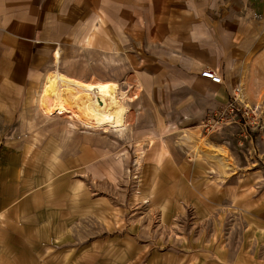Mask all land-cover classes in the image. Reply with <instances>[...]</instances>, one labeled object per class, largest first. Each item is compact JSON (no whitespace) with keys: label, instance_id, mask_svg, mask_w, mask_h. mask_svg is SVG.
<instances>
[{"label":"rangeland","instance_id":"obj_1","mask_svg":"<svg viewBox=\"0 0 264 264\" xmlns=\"http://www.w3.org/2000/svg\"><path fill=\"white\" fill-rule=\"evenodd\" d=\"M82 8L74 32L0 33V217L25 231L0 223V264H264V18L239 19L222 94L171 113L143 94L138 36ZM52 72L117 84L121 123L43 113Z\"/></svg>","mask_w":264,"mask_h":264},{"label":"crops","instance_id":"obj_2","mask_svg":"<svg viewBox=\"0 0 264 264\" xmlns=\"http://www.w3.org/2000/svg\"><path fill=\"white\" fill-rule=\"evenodd\" d=\"M80 7L82 13L102 12L106 21L118 19L120 27L138 36L149 52L144 62L153 71L142 78L143 94L161 99L155 107L171 106V113L176 112L179 99L183 105L178 111L190 110L193 86L201 88L204 97L222 94L219 85L198 75L200 70L210 69L223 80L233 63L232 50L239 47L235 35L250 32L239 19L264 18V0H0V17L5 20L1 39L11 35L32 42L42 33L39 27L45 17L57 20L53 23L57 34L74 32L67 19L76 27L75 20L83 16ZM94 39L89 36V43ZM6 216L1 215L0 223L11 232L2 233L1 240L8 243L14 229L25 231L22 223L17 228L14 218Z\"/></svg>","mask_w":264,"mask_h":264},{"label":"bare ground","instance_id":"obj_3","mask_svg":"<svg viewBox=\"0 0 264 264\" xmlns=\"http://www.w3.org/2000/svg\"><path fill=\"white\" fill-rule=\"evenodd\" d=\"M59 55L55 54L54 61ZM41 95L46 115L67 113L72 121L92 129L118 126L125 117L123 93L112 82H81L59 72L46 74Z\"/></svg>","mask_w":264,"mask_h":264},{"label":"built area","instance_id":"obj_4","mask_svg":"<svg viewBox=\"0 0 264 264\" xmlns=\"http://www.w3.org/2000/svg\"><path fill=\"white\" fill-rule=\"evenodd\" d=\"M200 77L210 81L212 84H222V78L220 75L210 69H205L202 71L200 73Z\"/></svg>","mask_w":264,"mask_h":264}]
</instances>
